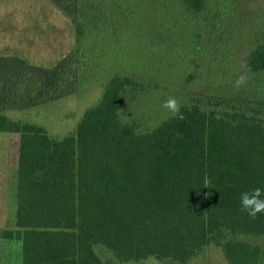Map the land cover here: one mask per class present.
<instances>
[{
	"label": "trees",
	"instance_id": "1",
	"mask_svg": "<svg viewBox=\"0 0 264 264\" xmlns=\"http://www.w3.org/2000/svg\"><path fill=\"white\" fill-rule=\"evenodd\" d=\"M53 1L72 18L73 51L48 67L0 55V132L19 137L16 219L0 230V264H113L101 253L189 264L209 247L228 264H264L252 241L264 239V214L240 207L242 192L264 191V6ZM168 82L201 91L184 94V120L169 115L147 131L121 121L119 109ZM94 86L101 97L63 137L48 121L10 115ZM216 96L233 105L202 101Z\"/></svg>",
	"mask_w": 264,
	"mask_h": 264
},
{
	"label": "rangeland",
	"instance_id": "2",
	"mask_svg": "<svg viewBox=\"0 0 264 264\" xmlns=\"http://www.w3.org/2000/svg\"><path fill=\"white\" fill-rule=\"evenodd\" d=\"M254 8L261 9L264 0H253ZM75 46V30L71 16L53 0H0V55L11 57L13 55L26 59L37 66H49L58 62L64 55L73 51ZM168 61L165 66L172 67ZM156 85V84H153ZM159 90L151 88L138 105L127 108L124 115L127 120H135L140 131L152 129L159 121L168 117L170 113L162 107L163 102L169 97H175L180 104H186L192 99L184 94L196 95L200 90L180 87L174 83H162ZM101 89L90 88L85 97L77 94L62 98L51 107L43 106L39 110L22 112L11 116L21 119L34 120L35 118L48 121L46 123L50 134L63 137L76 128L77 122L86 108L95 104L101 97ZM183 94V95H182ZM199 95V94H198ZM228 98L216 96L203 99V103L212 102L218 105L217 109L231 108L233 103ZM228 101V102H225ZM45 110L50 121L40 112ZM18 136L12 135V142H18ZM16 149V147H15ZM12 166L16 164L17 152H13ZM13 206V205H12ZM16 210L11 209L9 219L2 221V227L12 229L15 225ZM264 249V239H253ZM102 257L110 258L113 264H118L110 255L101 253ZM135 264V263H123ZM139 264H162L155 258H148ZM189 264H228L220 250L209 247L201 256Z\"/></svg>",
	"mask_w": 264,
	"mask_h": 264
},
{
	"label": "crops",
	"instance_id": "3",
	"mask_svg": "<svg viewBox=\"0 0 264 264\" xmlns=\"http://www.w3.org/2000/svg\"><path fill=\"white\" fill-rule=\"evenodd\" d=\"M12 135L14 134L0 132V230L9 229L2 227L1 222L10 218L11 209L17 211V174L16 164L12 166V158L13 152H17L18 142H12ZM1 250L0 243V254Z\"/></svg>",
	"mask_w": 264,
	"mask_h": 264
},
{
	"label": "clouds",
	"instance_id": "4",
	"mask_svg": "<svg viewBox=\"0 0 264 264\" xmlns=\"http://www.w3.org/2000/svg\"><path fill=\"white\" fill-rule=\"evenodd\" d=\"M246 83V77L244 75H240L234 82L235 88H240L242 85ZM162 107L166 109L172 118L178 120H184V113L181 112V104L175 97L167 98ZM123 110L119 109L120 119L121 121H127V116L122 115ZM240 207L241 211L247 213V215L255 219L258 214H264V191L260 188H254L250 192L245 191L240 194Z\"/></svg>",
	"mask_w": 264,
	"mask_h": 264
}]
</instances>
